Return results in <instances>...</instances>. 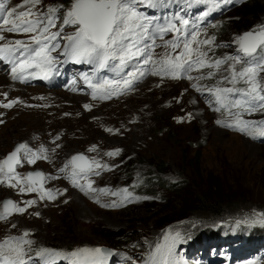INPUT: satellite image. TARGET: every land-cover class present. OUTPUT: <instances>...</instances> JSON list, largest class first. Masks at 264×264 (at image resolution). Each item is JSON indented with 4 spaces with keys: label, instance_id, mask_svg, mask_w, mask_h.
I'll list each match as a JSON object with an SVG mask.
<instances>
[{
    "label": "rangeland",
    "instance_id": "obj_1",
    "mask_svg": "<svg viewBox=\"0 0 264 264\" xmlns=\"http://www.w3.org/2000/svg\"><path fill=\"white\" fill-rule=\"evenodd\" d=\"M7 2L8 8H11L19 5L21 0ZM52 2L44 0L45 4ZM59 2L70 4V0ZM204 5L212 7L210 3ZM211 15H215V18L207 25V33L214 34L217 43H230L239 34L264 24V0H235L233 4L220 7ZM213 24L219 25V29L212 30ZM235 48V44L216 48L215 57L234 53ZM164 51L163 47H158L155 53ZM192 75L197 76L199 73L193 72ZM195 82L167 78L161 81L160 77L147 74L138 79L132 88L119 92L117 96L112 95L116 97L109 101L58 90L70 97L76 94L85 97L76 108L67 106L75 110L69 112V117L73 113L79 118L83 116L86 125V134L71 141H68L73 138L70 131L65 132L69 130L68 126L62 124L45 125L39 130L29 127L26 131V127L20 131L17 126L0 124V159L21 142L27 143L33 151L43 146L48 149L49 161L38 160L34 165L17 167V172L26 174L42 171L46 175L59 176V179L44 180V188L51 189L53 193L67 189L64 195L57 194L55 200L39 201L37 193L22 195L18 190L0 185V212L3 211L2 202L5 199L16 202L37 199V204L24 215L13 214L7 220H0V240L10 235L19 236L28 230L31 233L28 238L35 241L34 248L45 246L72 250L84 245L102 246L131 256L136 264H142L156 243H163L166 232H180L186 237V242L182 243L186 247L187 241L195 233L210 227L211 222L202 221L201 217L193 215L192 209L196 197L214 192L215 185L224 189L220 197H240L250 205L249 212H264V138L252 139L233 128L217 125V119L232 122L234 117L224 110L214 111V106L208 103V94L202 95L191 87ZM199 83L212 86L215 81L206 79ZM46 91L53 90L41 87L39 98ZM5 92L8 94L7 99L2 95L0 103L19 100L21 89L4 87L2 93ZM182 92L181 101L177 103L174 97H179ZM59 103L66 105L61 97L55 95V101L51 97L52 108ZM87 103L92 106L90 111L83 107ZM15 105L11 108L0 107V120L5 121L7 117H10V121L15 120L16 111L19 110L15 111ZM6 112L8 115L5 118ZM190 112L195 117L190 122L177 123L174 119L185 117L187 121V113ZM243 119L261 120L264 115L245 114ZM57 135L60 136L56 141L59 148L52 142ZM92 145L96 146L95 151H89ZM54 148L55 152L52 151ZM116 149L121 150L118 156L105 155ZM76 154H83L89 162L94 159L112 169H95L100 175L89 173L86 179L79 181L82 185L92 181L93 188L108 189L107 193L86 195L73 187L71 181L65 178L66 173L57 171ZM197 154L199 159L196 162ZM77 163L85 165L84 162ZM124 188L133 196L152 199H140L116 209L104 208L95 202L97 196L103 204L119 201L123 193L116 196L111 193ZM65 200L68 202L64 203ZM171 210L173 215H170ZM36 211L40 213L39 217L32 215ZM12 223L17 227L12 228ZM162 223L165 224L154 227ZM179 248L181 244L177 246V256ZM117 257L109 260L108 264H113ZM123 262L131 264L126 259ZM65 263L62 261V264ZM202 264H207V261ZM252 264H264V257Z\"/></svg>",
    "mask_w": 264,
    "mask_h": 264
},
{
    "label": "snow or ice",
    "instance_id": "obj_2",
    "mask_svg": "<svg viewBox=\"0 0 264 264\" xmlns=\"http://www.w3.org/2000/svg\"><path fill=\"white\" fill-rule=\"evenodd\" d=\"M179 2L180 0H70V4L65 5L59 0H53L49 4H45L44 0H21L19 5L7 8L3 0H0V61L11 65V79L21 83L28 82L29 78L50 81L53 76L60 74V66L68 62L89 65L94 73L127 68L135 62V71L126 72L127 78L111 82L115 88L110 87L107 81L93 84L89 73H81L80 78L96 89L93 99H110L117 90L122 93L132 88L134 82L145 74L158 76L161 81L165 78L196 81L191 87L202 95L208 94V103L214 106V111L224 110L234 117L232 122L217 119V125L233 128L252 139L264 138V119H243L245 114L264 115V24L239 34L230 43H217L216 36L208 34L207 26L202 28L201 25L214 11L233 4L235 0H187L189 8L193 4L212 5L194 19L184 7L175 12L168 10L173 3ZM20 8L24 10H18ZM141 8L167 11L163 15H149ZM212 27L217 25L213 24ZM5 32L26 36V39L10 40L4 35ZM168 34H171V38L165 40L164 37ZM157 40L163 43L157 44ZM232 44L236 45L234 53L215 57L216 48L231 47ZM157 47H163L165 51L156 54L154 50ZM31 69H37L38 72L30 71ZM193 72L199 75L193 76ZM206 79L214 80L215 83L212 86L199 83ZM186 91L187 89L184 90ZM183 94L182 92L179 97H174L177 103L181 101ZM0 95L7 99L6 92ZM18 102V99L10 100L8 103H0V107L11 108ZM83 107L90 111L92 106L84 104ZM233 109L236 111H232ZM194 118L191 112L187 113V121L185 117H174L177 123L190 122ZM2 123L4 121L0 120V124ZM59 139L60 136L57 135L52 141L56 148L60 147L56 143ZM95 150V145L89 148V151ZM52 151L55 152V148ZM120 152V149H116L105 155L114 157ZM38 160L49 161L48 149L41 146L33 151L25 142L17 144L0 159V185L18 190L22 195L37 193L39 201H51L57 198V194L64 195L67 189L53 193L51 189H45L42 183L47 179H59V176L46 175L42 171L26 174L17 172V167L34 165ZM84 161H88V158L83 154L73 155L57 171L66 173L65 178L71 181L73 187L79 188L86 195L107 193L108 189L93 188L92 181L83 185L79 181L86 179L89 173L100 175L95 169H112L94 159L85 165L77 163ZM118 193H123L119 201L103 204L97 196L95 202L101 207L116 209L140 199H152L133 196L127 188L111 194L116 196ZM36 204L37 199L21 202L5 199L2 202L0 220H7L13 214L24 215ZM32 215L39 217L40 213L36 211ZM235 223L238 227L264 228V212L254 211L250 216L237 219ZM11 227L16 228L17 225L12 223ZM30 235V231L25 230L19 236L10 235L0 240V264H60V261H66L67 264H108L109 259L116 256H122L131 261V264H136L133 257L102 246L84 245L72 250L45 246L34 248L35 241L28 238ZM185 241L186 237L180 232H166L163 243H156L154 250L148 252L142 264H180L176 258V249L178 244Z\"/></svg>",
    "mask_w": 264,
    "mask_h": 264
},
{
    "label": "trees",
    "instance_id": "obj_3",
    "mask_svg": "<svg viewBox=\"0 0 264 264\" xmlns=\"http://www.w3.org/2000/svg\"><path fill=\"white\" fill-rule=\"evenodd\" d=\"M219 29V25L212 30ZM199 159L197 154L195 161ZM223 188L215 185L214 192H209L206 195L197 196L195 199V206L193 215L201 217L202 221L211 222L210 227L203 229L199 233H195L194 237L190 238L188 246L184 247L181 244V264H193L187 259L186 254L189 250H193L192 246L197 245L202 248H209L212 244H225L229 240H237L240 242V246L243 248H264V228L252 227L247 228L243 225L237 226L235 221L238 216H250L253 212H249V206L243 199L221 196L220 192H223ZM235 206V207H233ZM170 211V215L174 212ZM172 212V213H171ZM257 212V211H256ZM258 213V212H257ZM166 223H172L167 221ZM161 225H155L154 227H161ZM186 242V241H185ZM122 247V246H119Z\"/></svg>",
    "mask_w": 264,
    "mask_h": 264
},
{
    "label": "bare ground",
    "instance_id": "obj_4",
    "mask_svg": "<svg viewBox=\"0 0 264 264\" xmlns=\"http://www.w3.org/2000/svg\"><path fill=\"white\" fill-rule=\"evenodd\" d=\"M183 2L184 0H180L179 3ZM149 15H153V11L151 8L148 9ZM6 37L10 40L22 38L26 39V36L21 35H14V34H7V32L4 33ZM156 52V50H154ZM53 55H56L53 53ZM11 66L10 64H8ZM8 68L2 67L0 72V93H2V90L4 87H12V88H19L21 89V93H19L20 98L18 103L15 105V111H16V119L13 121H10V117H7L8 113L6 112L4 114L6 120L4 121V125H14L17 126L20 131H23L24 127L26 129H29V127H33L39 130V127L44 128V126H50V125H58L60 126L65 125L68 126L69 130H65V132H69L73 136V138L69 139L68 141H71L77 137L83 136L86 134V125L83 121V116L81 118L78 117L76 113H73L70 117L65 116V113L69 112H75L74 109L67 107L74 106L76 108L78 105H80L83 102V98L79 95L70 97V95L62 94V92L59 91H46L45 94H42V98H39L38 95H41L39 93L38 88H34L33 85L38 81L39 78H29L28 82L21 83L20 81H13L11 79V76L8 74H4L5 71H7ZM30 71L38 72L37 69H31ZM41 91V90H40ZM37 92V93H36ZM68 92V91H67ZM66 92V93H67ZM52 95V96H51ZM55 95L58 97H61L63 100L66 101V105H62L61 103L56 104L55 107L52 108L53 105H51V97L53 98V101H55ZM0 98H3L2 95H0ZM90 103V101H89ZM87 103V104H89ZM69 117V118H68ZM2 144H5V141H2ZM223 247V246H221ZM234 247V246H232ZM198 248L197 245L192 246L193 250H196ZM235 249L238 247L235 246Z\"/></svg>",
    "mask_w": 264,
    "mask_h": 264
},
{
    "label": "water",
    "instance_id": "obj_5",
    "mask_svg": "<svg viewBox=\"0 0 264 264\" xmlns=\"http://www.w3.org/2000/svg\"><path fill=\"white\" fill-rule=\"evenodd\" d=\"M84 163L86 164V163H90L89 161H84Z\"/></svg>",
    "mask_w": 264,
    "mask_h": 264
}]
</instances>
